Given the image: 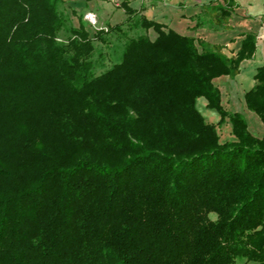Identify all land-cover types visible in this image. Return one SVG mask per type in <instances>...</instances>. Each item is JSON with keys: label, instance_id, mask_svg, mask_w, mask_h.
Masks as SVG:
<instances>
[{"label": "trees", "instance_id": "16d2710c", "mask_svg": "<svg viewBox=\"0 0 264 264\" xmlns=\"http://www.w3.org/2000/svg\"><path fill=\"white\" fill-rule=\"evenodd\" d=\"M64 4L0 0V264H264V136L214 84L255 35L230 57L124 0L126 21L91 36ZM236 5L205 4L197 25L230 28ZM108 32L126 40L98 74ZM256 80L246 101L264 123V68Z\"/></svg>", "mask_w": 264, "mask_h": 264}, {"label": "crops", "instance_id": "0c3cea01", "mask_svg": "<svg viewBox=\"0 0 264 264\" xmlns=\"http://www.w3.org/2000/svg\"><path fill=\"white\" fill-rule=\"evenodd\" d=\"M104 1V0H96ZM124 0L117 4L118 11L125 10L121 6ZM138 12V15L155 20L167 28H171L186 36L205 39L213 44L224 46L223 51L230 57L237 56L241 50L243 41L248 34L255 35V49L251 57L241 61L239 73L235 76L222 75L214 79V84L221 91V104L232 113L239 112L244 115L248 123L249 131L255 136H264V123L260 116L249 109L246 101V93L257 84L256 74L260 68H264V2L263 0H235L237 5L232 11L228 26L215 30L209 26L197 25L198 16L203 12L204 5L219 2L225 4V0H125ZM79 0H70V4H82ZM106 2V1H105ZM127 16V14H126ZM199 112L208 122L217 124L221 115L216 109L208 107V100L199 97L196 101ZM220 141L235 140L233 127L229 120L217 127ZM252 264V263H249Z\"/></svg>", "mask_w": 264, "mask_h": 264}, {"label": "rangeland", "instance_id": "374dc122", "mask_svg": "<svg viewBox=\"0 0 264 264\" xmlns=\"http://www.w3.org/2000/svg\"><path fill=\"white\" fill-rule=\"evenodd\" d=\"M82 1L81 5H71L70 0H65V4L62 8L70 15L74 24L79 23V16L82 15L83 20L87 22V28L89 29L91 36H93L99 29L106 28L110 25L122 23L126 21V14L124 11H118L117 4L120 0H108V1H96V0H79ZM73 11H75L73 13ZM126 33L129 36H136L139 31L128 30L125 27ZM150 35L152 38L156 36V33L151 29ZM108 43L103 44L99 40H95L96 50L93 58L96 62V72L99 74L111 67V65L118 61L125 43V38L115 32H108ZM212 218H216V215H211ZM249 264V263H248Z\"/></svg>", "mask_w": 264, "mask_h": 264}]
</instances>
